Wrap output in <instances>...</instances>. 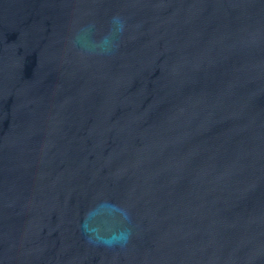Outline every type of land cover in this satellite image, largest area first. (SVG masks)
I'll use <instances>...</instances> for the list:
<instances>
[{"label":"water","instance_id":"1","mask_svg":"<svg viewBox=\"0 0 264 264\" xmlns=\"http://www.w3.org/2000/svg\"><path fill=\"white\" fill-rule=\"evenodd\" d=\"M0 264H264V0H0Z\"/></svg>","mask_w":264,"mask_h":264}]
</instances>
